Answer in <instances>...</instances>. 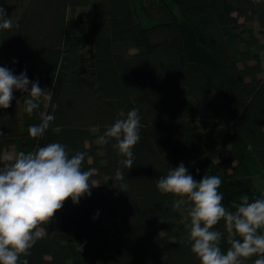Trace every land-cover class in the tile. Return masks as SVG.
I'll use <instances>...</instances> for the list:
<instances>
[{
	"label": "trees",
	"instance_id": "obj_1",
	"mask_svg": "<svg viewBox=\"0 0 264 264\" xmlns=\"http://www.w3.org/2000/svg\"><path fill=\"white\" fill-rule=\"evenodd\" d=\"M88 9L86 19L70 17ZM12 27L0 30V66L52 91L31 115L27 93L14 92L0 109V167L15 147L29 153L49 143L87 155L91 195L64 203L30 250L29 264H200L191 252L180 199L158 191L156 180L184 163L199 181L219 176L223 204L264 198V0H0ZM216 58L229 104L213 90L183 49L181 22ZM90 48L89 55L84 50ZM15 61V63L13 62ZM44 64V76L42 75ZM55 119L42 137L28 134L40 113ZM138 110L140 141L133 168L123 169L126 192L113 185L120 157L95 141L121 113ZM210 122L213 128H209ZM222 128L224 133L216 134ZM251 145V150H249ZM99 213L98 217L96 214ZM113 217L111 231L107 219ZM220 248L228 234L221 221ZM252 257L246 264H254Z\"/></svg>",
	"mask_w": 264,
	"mask_h": 264
},
{
	"label": "clouds",
	"instance_id": "obj_2",
	"mask_svg": "<svg viewBox=\"0 0 264 264\" xmlns=\"http://www.w3.org/2000/svg\"><path fill=\"white\" fill-rule=\"evenodd\" d=\"M11 27V18L0 8V30ZM14 92L28 94L24 111L29 115L52 97V91L41 88L39 81H31L26 70L16 75L0 66V109L11 107ZM51 107L53 114L41 112L40 123L29 126L28 134L33 139L42 137L54 121L57 106ZM140 126L138 110L133 108L126 115L121 113L95 141L99 145L111 143L122 157L112 185L120 192L128 189L123 169L133 168ZM86 155L77 151L70 156L66 145L53 142L29 153L19 152L14 159L10 156V162L0 167V264H29L21 257H28L42 238V226L54 219L66 201L75 205L91 195V188L97 186L90 182L94 169L82 170ZM221 183L216 175L205 174L195 180L181 162L160 176L156 187L162 194L180 198L173 203L174 209L186 202L189 205L191 252L200 264H246L254 256L258 257L254 264H264V198L250 202L242 196L239 204H232L234 211H229L218 191ZM221 221L230 245L226 254L220 248L224 234L215 230Z\"/></svg>",
	"mask_w": 264,
	"mask_h": 264
},
{
	"label": "water",
	"instance_id": "obj_3",
	"mask_svg": "<svg viewBox=\"0 0 264 264\" xmlns=\"http://www.w3.org/2000/svg\"><path fill=\"white\" fill-rule=\"evenodd\" d=\"M183 49L190 63L197 65L206 83L213 90L218 109L227 108L229 101L224 90L221 69L215 56L198 41L195 29L186 21L181 22Z\"/></svg>",
	"mask_w": 264,
	"mask_h": 264
},
{
	"label": "rangeland",
	"instance_id": "obj_4",
	"mask_svg": "<svg viewBox=\"0 0 264 264\" xmlns=\"http://www.w3.org/2000/svg\"><path fill=\"white\" fill-rule=\"evenodd\" d=\"M88 13L89 12H88V9L87 8L80 7V8H76L74 10H71L69 15H70V17L75 18V19H79V18L86 19L87 16H88ZM90 52H91V49L90 48H87V49L84 50V53L86 55H89ZM41 67H42V75L44 76V68L45 67H44V64L43 63H42V66ZM43 87H44V89H46L45 84H43ZM209 128L210 129L213 128V123L212 122H210ZM223 133H224V130L222 128L216 129V134H218V135L221 136ZM16 154H17V152H16L15 147H12L7 152L4 153V158L5 159H9V157L11 156L14 159L15 156H16ZM256 182H257L258 188H260V189H262L264 191V181L262 179H259ZM180 212H181V215L183 216V220L187 223V225L190 228V218L188 217V210H187V208H185L184 206H182L180 208ZM107 225H108V228H109L110 233H111V231L114 230L115 227H116L115 219L113 217H109L107 219Z\"/></svg>",
	"mask_w": 264,
	"mask_h": 264
}]
</instances>
